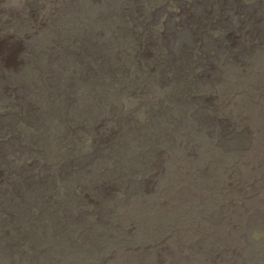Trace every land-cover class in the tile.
<instances>
[{
    "label": "rangeland",
    "instance_id": "374dc122",
    "mask_svg": "<svg viewBox=\"0 0 264 264\" xmlns=\"http://www.w3.org/2000/svg\"><path fill=\"white\" fill-rule=\"evenodd\" d=\"M0 264H264V0H0Z\"/></svg>",
    "mask_w": 264,
    "mask_h": 264
}]
</instances>
